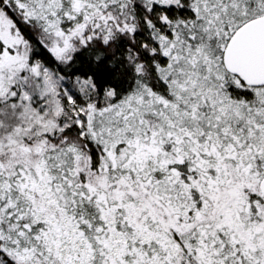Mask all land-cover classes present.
I'll list each match as a JSON object with an SVG mask.
<instances>
[{
  "label": "snow or ice",
  "instance_id": "6c2138e0",
  "mask_svg": "<svg viewBox=\"0 0 264 264\" xmlns=\"http://www.w3.org/2000/svg\"><path fill=\"white\" fill-rule=\"evenodd\" d=\"M0 264H264V0H0Z\"/></svg>",
  "mask_w": 264,
  "mask_h": 264
}]
</instances>
